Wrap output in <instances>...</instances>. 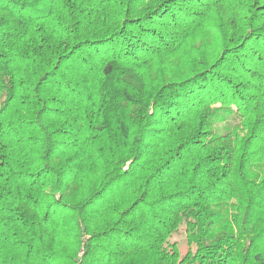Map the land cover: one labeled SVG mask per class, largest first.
<instances>
[{"label":"trees","instance_id":"16d2710c","mask_svg":"<svg viewBox=\"0 0 264 264\" xmlns=\"http://www.w3.org/2000/svg\"><path fill=\"white\" fill-rule=\"evenodd\" d=\"M0 264H264V0H0Z\"/></svg>","mask_w":264,"mask_h":264},{"label":"rangeland","instance_id":"374dc122","mask_svg":"<svg viewBox=\"0 0 264 264\" xmlns=\"http://www.w3.org/2000/svg\"><path fill=\"white\" fill-rule=\"evenodd\" d=\"M185 233L181 230L180 234L178 235L177 239L179 241L180 247L183 252L186 251L187 244H186V239H185Z\"/></svg>","mask_w":264,"mask_h":264}]
</instances>
